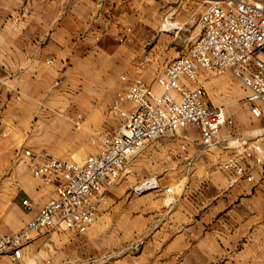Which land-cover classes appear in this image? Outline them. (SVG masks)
Here are the masks:
<instances>
[{"label": "crops", "instance_id": "crops-1", "mask_svg": "<svg viewBox=\"0 0 264 264\" xmlns=\"http://www.w3.org/2000/svg\"><path fill=\"white\" fill-rule=\"evenodd\" d=\"M207 8L189 0L181 12L195 27ZM170 10L168 0H0L1 236L21 232L56 194L33 176L24 153L79 164L95 155V134L113 135L122 123L111 111L124 89L121 78L140 73L136 36L164 33ZM164 64L157 58L141 72L159 94L162 71L152 75V68ZM232 77L226 73L219 84L238 97L241 83ZM249 116L254 124L231 117L236 126L224 128L221 138L264 128ZM229 158L205 152L190 126L131 164L85 234L44 232L18 260L7 255L0 264H264V168L254 184L231 187L221 169ZM150 178L160 190L135 194Z\"/></svg>", "mask_w": 264, "mask_h": 264}, {"label": "built area", "instance_id": "built-area-1", "mask_svg": "<svg viewBox=\"0 0 264 264\" xmlns=\"http://www.w3.org/2000/svg\"><path fill=\"white\" fill-rule=\"evenodd\" d=\"M188 1L168 0L171 10L162 32L172 33L166 32L171 26L178 28L175 33L181 31L170 21ZM201 1L208 8L196 22V38L157 77L161 94L142 79L122 78L124 89L111 110L122 123L115 134H102L94 141L99 147L96 155L79 164L49 154L24 153L33 176L54 185L56 194L21 232L0 235V258L9 255L18 260L22 250L44 232L63 229L85 234L98 220L101 200L130 174L131 164L151 146L190 126L198 129L205 152L230 155L221 169L231 187L255 183L256 171L264 168V128L221 138L224 128H235L236 122L223 107L207 103L200 80L202 74L230 72L248 93L252 118L264 122V0ZM125 104L133 108L125 109ZM76 126L82 127L81 116ZM160 188L158 180L150 178L135 194ZM23 206L31 210L28 201Z\"/></svg>", "mask_w": 264, "mask_h": 264}, {"label": "rangeland", "instance_id": "rangeland-1", "mask_svg": "<svg viewBox=\"0 0 264 264\" xmlns=\"http://www.w3.org/2000/svg\"><path fill=\"white\" fill-rule=\"evenodd\" d=\"M178 15H180V17L176 18ZM178 15L173 19V21H170V23L178 25L181 28L180 32L161 33L159 35L158 34H155V35L141 34V35L136 36L137 57H138V62H139L138 72L140 73L136 77L129 76L128 74H125L123 77H127L129 79L144 80V78L141 76V72L143 73L144 71L148 70L150 68V65L153 62H155L157 58L160 59L161 57H163L166 60V64H164V66L157 65L153 67L152 75L154 73L162 71L166 65L176 61L184 52L188 50V48H190L192 41L196 38V35H197L196 26L195 27L190 26L189 24L190 18L187 16H184L182 12H180ZM162 26L160 28V31H162ZM162 40L164 41L163 44H161ZM226 73L228 72L210 73V74H206L203 77L201 86L206 91L207 103L213 106L223 107L224 110L227 112V114L233 117L235 120H237L239 124L241 122L247 123V125L254 124L255 122L249 116L250 115V105L246 98L248 93L246 92L242 84H240V82L232 75L233 76L232 79L234 80V82H238L240 84L238 88L239 96L238 97L229 96V94L225 93L222 90V87L219 84V81ZM122 78H121V82H122ZM232 86L234 89L237 88V85L235 84H233ZM122 91H120L117 94L116 98ZM228 99L230 103L224 105ZM79 116L77 117V120ZM82 122H83V117H82ZM100 135H102V132H97L95 134L94 141L97 140ZM95 145H96V153H95L96 155L99 151V147H98V144H95ZM77 161L79 160L77 159ZM71 162L77 163L75 161H71ZM133 248L136 250V249H139V246L136 245Z\"/></svg>", "mask_w": 264, "mask_h": 264}, {"label": "bare ground", "instance_id": "bare-ground-1", "mask_svg": "<svg viewBox=\"0 0 264 264\" xmlns=\"http://www.w3.org/2000/svg\"><path fill=\"white\" fill-rule=\"evenodd\" d=\"M178 28L177 27H167L166 28V32H172V33H175L176 31L175 30H177Z\"/></svg>", "mask_w": 264, "mask_h": 264}]
</instances>
